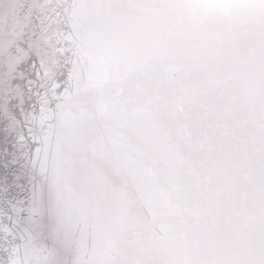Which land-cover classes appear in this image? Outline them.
Returning a JSON list of instances; mask_svg holds the SVG:
<instances>
[{
	"label": "snow or ice",
	"instance_id": "obj_1",
	"mask_svg": "<svg viewBox=\"0 0 264 264\" xmlns=\"http://www.w3.org/2000/svg\"><path fill=\"white\" fill-rule=\"evenodd\" d=\"M0 264H264V0H0Z\"/></svg>",
	"mask_w": 264,
	"mask_h": 264
},
{
	"label": "clouds",
	"instance_id": "obj_2",
	"mask_svg": "<svg viewBox=\"0 0 264 264\" xmlns=\"http://www.w3.org/2000/svg\"><path fill=\"white\" fill-rule=\"evenodd\" d=\"M254 0H195L202 17L216 15L231 18L243 15Z\"/></svg>",
	"mask_w": 264,
	"mask_h": 264
}]
</instances>
